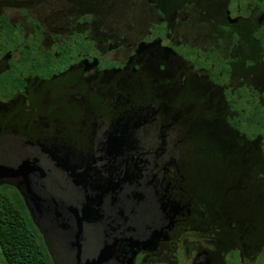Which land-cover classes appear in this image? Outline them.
<instances>
[{
	"label": "flooded vegetation",
	"instance_id": "1",
	"mask_svg": "<svg viewBox=\"0 0 264 264\" xmlns=\"http://www.w3.org/2000/svg\"><path fill=\"white\" fill-rule=\"evenodd\" d=\"M6 159L79 264H264V0H0Z\"/></svg>",
	"mask_w": 264,
	"mask_h": 264
},
{
	"label": "water",
	"instance_id": "2",
	"mask_svg": "<svg viewBox=\"0 0 264 264\" xmlns=\"http://www.w3.org/2000/svg\"><path fill=\"white\" fill-rule=\"evenodd\" d=\"M29 160H4L0 163V184H7L15 187L21 194L26 211L32 223L41 232L45 244L49 241L53 246L61 245L64 242L63 236L60 240L52 239L58 232L61 222L67 218V210L64 206L58 207L49 198L46 179L47 176L42 172L40 163ZM42 165V162H41ZM60 255L55 256L54 264H79L78 258L74 257L67 249H62ZM67 251V252H65ZM76 262H72V261Z\"/></svg>",
	"mask_w": 264,
	"mask_h": 264
},
{
	"label": "trees",
	"instance_id": "3",
	"mask_svg": "<svg viewBox=\"0 0 264 264\" xmlns=\"http://www.w3.org/2000/svg\"><path fill=\"white\" fill-rule=\"evenodd\" d=\"M0 255L3 264H52L20 196L0 191Z\"/></svg>",
	"mask_w": 264,
	"mask_h": 264
},
{
	"label": "rangeland",
	"instance_id": "4",
	"mask_svg": "<svg viewBox=\"0 0 264 264\" xmlns=\"http://www.w3.org/2000/svg\"><path fill=\"white\" fill-rule=\"evenodd\" d=\"M248 133H249V132H247V134H248ZM262 260H263V258L261 257L259 264L262 263ZM0 264H3L1 255H0Z\"/></svg>",
	"mask_w": 264,
	"mask_h": 264
}]
</instances>
